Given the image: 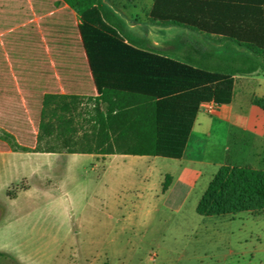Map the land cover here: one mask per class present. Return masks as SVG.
Masks as SVG:
<instances>
[{
  "label": "trees",
  "instance_id": "16d2710c",
  "mask_svg": "<svg viewBox=\"0 0 264 264\" xmlns=\"http://www.w3.org/2000/svg\"><path fill=\"white\" fill-rule=\"evenodd\" d=\"M199 3L200 0H154L148 23L200 33ZM259 11L260 31L256 35L209 38L214 44L225 45V52L207 49L197 38L170 52H159L150 47L148 40L141 43L133 38L103 0H55L44 16L45 43L56 62L71 59L74 49L85 67V72H80L83 77L87 75L89 87L75 80L73 84L84 90L83 96L44 94V61L35 64L33 73L19 76L31 84L26 87V102L32 124L38 123L39 134L35 135L22 109L2 119L6 128L26 144L16 142L14 151L180 159L199 106L230 103L234 76L264 71V5ZM233 47L247 53L235 52ZM39 54L44 57L42 46ZM2 69L5 72L0 77H10L5 63ZM83 101L88 103L84 118ZM254 104L264 110V99ZM82 122L89 129L78 136L77 126L81 129ZM44 140L52 144L40 149L38 145ZM5 144L0 139V150L7 149ZM170 180L169 175L164 177L162 192ZM13 196L9 192V197ZM195 211L206 217L264 212V170L220 167ZM8 257L0 252V260Z\"/></svg>",
  "mask_w": 264,
  "mask_h": 264
},
{
  "label": "rangeland",
  "instance_id": "374dc122",
  "mask_svg": "<svg viewBox=\"0 0 264 264\" xmlns=\"http://www.w3.org/2000/svg\"><path fill=\"white\" fill-rule=\"evenodd\" d=\"M54 1L0 0V74L4 63L19 77L44 61L39 54L44 16ZM103 1L124 13L134 31L147 33L145 17L154 0ZM158 29L165 34L153 32L152 40L160 48L167 39L176 46L194 39L181 28ZM81 124L78 136L89 129ZM32 130L39 134L38 123ZM0 139L11 150L17 147L15 138L1 129ZM49 144L44 140L38 147ZM5 159L27 165L29 191L19 193L24 181L11 186V177H0V244L12 245L31 264H264V212L206 217L195 211L196 193L167 198L161 187L166 175L178 173L176 160L65 153L0 157ZM40 171L44 197L37 190ZM9 192L19 194L13 205ZM41 204L43 220L36 212ZM12 208L35 212L14 222ZM0 264L20 263L1 259Z\"/></svg>",
  "mask_w": 264,
  "mask_h": 264
},
{
  "label": "crops",
  "instance_id": "0c3cea01",
  "mask_svg": "<svg viewBox=\"0 0 264 264\" xmlns=\"http://www.w3.org/2000/svg\"><path fill=\"white\" fill-rule=\"evenodd\" d=\"M263 3L264 0H200L201 14L199 20L202 27L201 32H191L181 28L185 30L182 34H191L194 36L193 38H200L201 45L207 49L212 47L217 53L225 52V45L221 43L214 44L209 41V38L256 35V32L260 31L257 25L259 10L263 7ZM110 7L124 22L126 31L141 43L144 40H148L150 47L159 52H170L177 48L175 43L170 39L165 41V48H160L153 42V32L165 33L161 29H158L160 26L148 23V15L145 17V22L150 27L147 33H139L133 30V26H129L123 17L124 13H120L113 6ZM233 49L238 53H247L243 49L236 47H233ZM74 52V49H72L71 59L68 60L67 58V61L60 59L59 62H56L44 40V94L57 93L60 95L77 96L85 94L84 90L80 91L79 87L73 84L75 80L86 84L85 81L87 80V75L85 76L84 74L83 77L80 72L83 70L85 72V67L83 68V65L78 61V55L75 56ZM9 73L10 77H0V129L12 135L18 145H26L22 144L6 128L5 123H2V119L10 118L12 115L15 116L16 111L22 109L33 128L26 102V87L31 84L27 79L18 78L13 73ZM87 85L89 87V84L84 85V87ZM94 90L92 89L93 92ZM259 99H264V71L247 76H234L230 103L214 105L213 112L207 113L202 107L203 104H201L183 155L180 159L176 160L179 164V171L176 175L168 174L171 180L167 190L162 192V194H165L167 198H171L181 193L184 195V198H188L190 195L196 193L198 194L199 201L212 177L222 166H250L255 169L264 170V110L254 104V101ZM26 154L49 155L53 153L21 152L11 150L8 147L6 150H0V157ZM95 156L101 157V155ZM102 161L105 163L106 159ZM28 164L31 166L30 163ZM26 167L27 165L17 166L10 160H0V177L3 175L11 177L8 182L11 186L17 181H21V183L24 181L26 185V177H24L27 173ZM39 175L41 185L37 190L39 191V195L44 197V172L40 171ZM27 191H29L28 185L23 186L19 193ZM18 197L19 194L14 192V196L10 197L12 205L16 203ZM40 206L41 209L36 212L40 213V217L42 216L40 220H43L44 206L43 204ZM10 212V221L17 222L23 217L34 214L35 211L30 210L27 213H23V211L12 208ZM0 252L9 256L3 260H11L13 263L19 262L20 264L32 263L26 260L25 257L19 256L13 250L12 245L0 244Z\"/></svg>",
  "mask_w": 264,
  "mask_h": 264
},
{
  "label": "built area",
  "instance_id": "2783aa9c",
  "mask_svg": "<svg viewBox=\"0 0 264 264\" xmlns=\"http://www.w3.org/2000/svg\"><path fill=\"white\" fill-rule=\"evenodd\" d=\"M214 105L215 104H213V103H204L202 107L207 113H211V112H213Z\"/></svg>",
  "mask_w": 264,
  "mask_h": 264
}]
</instances>
